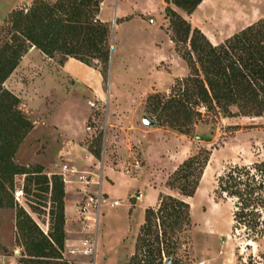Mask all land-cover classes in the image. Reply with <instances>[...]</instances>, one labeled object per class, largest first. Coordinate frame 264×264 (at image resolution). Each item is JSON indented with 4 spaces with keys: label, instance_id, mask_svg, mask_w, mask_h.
<instances>
[{
    "label": "rangeland",
    "instance_id": "rangeland-1",
    "mask_svg": "<svg viewBox=\"0 0 264 264\" xmlns=\"http://www.w3.org/2000/svg\"><path fill=\"white\" fill-rule=\"evenodd\" d=\"M33 1H27V4L17 6L6 15L0 25V47L10 39L12 34L9 31L10 26L4 24V21L14 10H28ZM44 1L51 5L59 2V0ZM101 7L107 12V22L105 23L100 21ZM116 7L119 17L114 15ZM87 9L91 10L90 23L95 26L102 25L107 30L106 45L109 51L107 66L104 67L101 63L92 61L91 67H89L97 71L100 83L95 89L89 85L77 84L75 79L69 78L67 85L65 84L63 88L66 90L65 93L61 94L59 89L54 88L55 92L50 101L46 102L45 109L41 108L38 111L41 121L38 125L39 133L36 136L33 135L31 141L27 142L26 147L17 157V164L23 167L27 165L31 170L36 166L46 164L42 174L50 172L53 175L58 172L54 168L55 164L79 165L80 162H83L81 161L83 156L89 154L92 156L91 160L87 163L84 162V166L81 168H85V165L90 163L95 165L100 158L105 137L107 103L112 98L121 99L124 108L129 107L136 110L137 117L143 115L153 121L155 123L154 130L158 129L161 132L183 136L178 134L176 129L179 123L184 124L181 129L190 132L188 136H183L185 139L182 141L187 147L189 146L191 151L187 158L200 150H208L210 157L192 198H181L178 196V191L169 186L170 177L173 174L166 182L170 193L168 196L183 199L189 206V225L184 222L180 229L171 230L167 227L169 223H166L165 227L159 228V234L164 233L165 239L175 245V249L172 250L176 260L175 264H264V245L249 242L243 229L233 232V201L220 195L217 191V180L228 168L248 166L255 161L264 159V119L224 118L221 115L204 112L203 108H200L201 116L198 117L193 115V112L198 108L187 103L188 109H186L192 112V116L189 123H182L183 120L175 114L171 105L173 98H177L184 88L183 81L189 76L188 65L182 58L186 54V47L182 43L176 45L173 42L174 35L170 21L166 17L167 11L173 10L189 22L192 29L200 30L212 45H218L244 28L258 21H264V0H203L190 15L165 0H102L98 9L93 4ZM135 16L142 19L147 33L140 38L131 39L134 31H137L136 28H119V25ZM124 34L126 36L129 34L130 38H123ZM123 42L125 47L121 52H124L127 67L130 68L129 77H124L123 80L126 83H122L120 80L116 81V78L111 80L110 76L111 64L115 62L116 57L121 56L117 47ZM141 44L148 46V49L147 47L143 49L142 56L137 51ZM154 44L160 50L169 53L167 57H169L170 63L168 60L165 63L159 61L160 59L154 55ZM138 60L141 66V69L139 66L140 73L148 75L145 80H138L141 75L133 69ZM53 62L56 65H61L64 61L60 56H56ZM146 67H148L147 71ZM171 67L175 71V75H171ZM33 74L34 72H28L23 76V80L26 79V85ZM3 88L5 89V87ZM60 95L65 97L67 95L68 101L63 102ZM67 102V106L70 105V108L65 109L62 106H66ZM232 112L235 113L236 110L232 109ZM52 119H55L56 126L51 123ZM116 121L119 122V120ZM137 123L141 125L139 120ZM86 127H91V131L86 133ZM45 137L51 139L50 142L55 151L50 155L48 154L50 147L44 146V144L35 145V138L44 140ZM197 137L200 140H196ZM106 143L108 157L106 162L111 168H115L118 165L117 158L119 157L116 146L123 143L119 141L118 134H111L109 128L106 133ZM137 157L135 156L136 159H138ZM47 163L49 164L47 165ZM125 166L127 165L125 164ZM30 178L25 175L14 177V189L22 190L24 197L19 202L14 200L18 204L17 207L0 209V264H18L20 260V255L15 253L16 251L20 253L22 250L16 243L21 240L15 228L19 207L30 216L44 234L50 232L49 194L38 192L33 185H28ZM64 199L65 194L63 202ZM115 212L116 210L105 209L103 213L106 216H113ZM123 226L119 227L117 234L120 229H123ZM112 229L114 230L109 241L114 243V248L119 253H115L118 255L110 264H128L130 257L134 254L135 247L141 246L138 241L140 230L132 245L131 255L125 257V249L129 246L132 233L124 234L127 239L122 245H119L115 243V236H118L114 233L115 226ZM77 230V222L66 230L64 226V248L72 237L73 239L79 237ZM147 238L153 241L154 234ZM248 244L250 247L246 249ZM165 245L166 243L163 247L166 252L168 250ZM66 260L70 264L86 262L85 259L76 255H68ZM96 264L102 263L97 262Z\"/></svg>",
    "mask_w": 264,
    "mask_h": 264
},
{
    "label": "trees",
    "instance_id": "trees-1",
    "mask_svg": "<svg viewBox=\"0 0 264 264\" xmlns=\"http://www.w3.org/2000/svg\"><path fill=\"white\" fill-rule=\"evenodd\" d=\"M101 1L59 0L51 5L44 0H34L28 10H14L4 21L12 34L0 47V209L18 206L13 196L14 177L20 175L30 176L28 185L49 194L50 203L51 228L47 234L19 207L15 228L21 240L16 243L22 250L18 264H69L62 255L64 187L60 177L54 174L48 178L42 174L41 167L31 170L14 162L18 147L32 125L18 109V99L4 89L3 84L32 47L48 58L60 56L62 61L71 58L88 67L92 61H97L106 67L109 59L107 30L90 23L91 10L87 9L92 4L98 9ZM165 1L190 15L203 0ZM166 17L174 35L173 42L186 47L182 58L188 65L189 76L171 105L182 123H189L192 116L187 103L198 108L193 112L198 117L203 108L204 112L224 118L264 119V21L244 28L221 44L212 45L200 30L192 29L190 23L173 10L169 9ZM183 126L179 123L176 132L188 136L190 132L182 130ZM209 157L208 150H200L173 173L169 186L178 191V196L184 199L194 196ZM217 191L233 201V232L243 229L249 242L264 245V159L248 166L228 168L217 180ZM188 220L189 206L183 199L160 197L157 209L145 211L138 237L141 246L135 247L128 264H164L166 260L175 264L172 251L175 245L165 239L164 233L159 234V228L169 223L167 227L171 230L180 229L184 222L189 225ZM152 234L153 241L147 238ZM249 247L250 244L246 249Z\"/></svg>",
    "mask_w": 264,
    "mask_h": 264
},
{
    "label": "crops",
    "instance_id": "crops-1",
    "mask_svg": "<svg viewBox=\"0 0 264 264\" xmlns=\"http://www.w3.org/2000/svg\"><path fill=\"white\" fill-rule=\"evenodd\" d=\"M27 1L32 0H1L0 25L9 12L16 9L17 6L27 4ZM114 15L115 17H119L117 7L114 9ZM106 18L107 12L101 7L100 21L105 23L107 22ZM142 22L141 18L135 16L128 21L122 22L119 28H136L135 30L137 31H134L131 39L140 38L147 33ZM128 37L129 34L127 36L126 34L123 35V38L128 39ZM121 45H118L117 51L121 52L125 47L124 42ZM145 47L148 49L146 44H141L137 49L141 56ZM153 47L155 51L154 55L160 59V62L165 63V61L167 62L168 60V63H170V59L167 57L169 55L167 51L164 52L160 50L155 44ZM147 53H149L148 50ZM54 59L55 57L48 58L39 50L32 47L21 58L17 67L3 84V87H5L8 92L14 95L18 101L20 100L18 109L27 117L32 125L30 133L18 147L14 159L16 164L17 157L24 147H26L27 142L29 140L31 141L33 135L36 136L39 133L38 125L41 121L40 117H38V115H40L38 111L41 110V108L45 109L46 102L50 101L53 96L52 94L55 92L54 88L59 89L61 94L65 93L66 90H63V88L65 84L67 85L69 78L75 79L77 84L89 85V87L95 89L100 83L97 71L85 66L77 60L68 58L63 64L56 65V63L53 62ZM127 66L128 64L124 57V52H121V56L116 57L115 62L111 64V80L116 78V81L120 80L122 83H126L125 81L123 82V80L124 77L129 75L128 71H130V68ZM139 66L138 60L137 65L133 69L138 71L141 77L139 76V79L138 76H135L138 77V80H145L148 75H142V73H140L141 66L140 69ZM147 68L148 67H146V71ZM170 69L171 75H175L173 68L171 67ZM28 72H34V74L29 78L30 80L26 85V79L23 80V76L27 75ZM13 77L15 78L13 79ZM168 77H170V75H168ZM165 79L168 80L167 78ZM64 97L65 96L60 95V99L63 102L68 101L67 95L65 98ZM122 102L123 101L118 98L116 100L113 98L108 100L105 137L101 147V151H103L104 155L102 192L108 196L109 200L119 202L118 206L115 208H104V210H116L113 216H106L103 213L100 219L97 242V262L102 264L112 263V261H114L113 259L118 255L115 253H119L114 248V243L112 244V241H109L114 230L112 227L114 226V233L117 234L119 227L121 228L122 225H124L123 229L119 230L118 236H115V243L119 245H122L127 239V237H124V234H127V232H129V234L132 233L129 246L125 249V257L131 255L133 249L132 245L135 242L140 227L144 223L145 211L156 208L162 195H170L169 189L166 187V182L170 175L187 159L191 152L189 146L187 147L185 143H182L183 139H185L183 136L161 132L158 129L154 130L153 128H155V126H143L141 122L143 115L137 117V111L129 107L124 108ZM67 104L68 102L65 104L66 106L62 107H65V109L70 108V105L67 106ZM54 120L55 119H52L51 123L56 126ZM116 120H119V122ZM138 120L144 128L140 123H137ZM108 128L111 134H118L119 141L123 143L122 145L118 144L116 146L119 157L117 158L118 165L115 168H111L106 162L108 158L106 151V133ZM158 133L160 134L158 135ZM45 135L47 136V134ZM50 141L51 139L49 140L48 137H45L44 140L35 138V145L44 144V146L50 147L48 153L50 155L55 152ZM188 143L191 144L190 142ZM60 150L59 148L58 151L60 152ZM135 156H138V159H136ZM81 161L83 162L76 165L79 168L84 166V158ZM135 161L139 163L137 169L132 167ZM48 164L49 163H47V165ZM125 164L129 166L130 171L128 173L124 171L126 167ZM59 165L58 163L55 164L54 168L58 170ZM45 166L46 164H41V166L38 167H41L43 171ZM25 167L28 168L27 165ZM118 167L119 169L117 170ZM45 175L50 178L52 174L46 172ZM64 194V226L66 230L76 223V210L79 197L71 186L64 187ZM72 240H74L73 237L70 241Z\"/></svg>",
    "mask_w": 264,
    "mask_h": 264
},
{
    "label": "built area",
    "instance_id": "built-area-1",
    "mask_svg": "<svg viewBox=\"0 0 264 264\" xmlns=\"http://www.w3.org/2000/svg\"><path fill=\"white\" fill-rule=\"evenodd\" d=\"M85 131L86 133L90 132L91 127H86ZM83 158L87 163L92 156L85 154ZM103 158L102 151L96 164H86L85 168H79L74 164L60 163L58 172L55 174L60 177L64 187H73L79 197L76 210L79 237L67 241L62 254L65 259L68 255H76L86 260L83 264L97 263V242L103 210L106 207L115 208L119 204L118 201L109 200L108 196L102 192ZM138 166L139 163L135 161L132 167L137 169ZM124 171L128 173L129 166H126ZM13 196L14 200L19 202L20 199H23L24 192L15 190Z\"/></svg>",
    "mask_w": 264,
    "mask_h": 264
},
{
    "label": "water",
    "instance_id": "water-1",
    "mask_svg": "<svg viewBox=\"0 0 264 264\" xmlns=\"http://www.w3.org/2000/svg\"><path fill=\"white\" fill-rule=\"evenodd\" d=\"M141 122L143 124V126L145 127H154L155 123L153 121H151L150 119H148L146 116H143L141 119ZM16 254H19V251L15 252ZM171 261L170 260H166L164 264H170Z\"/></svg>",
    "mask_w": 264,
    "mask_h": 264
}]
</instances>
